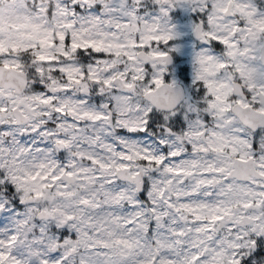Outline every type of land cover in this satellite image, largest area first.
I'll list each match as a JSON object with an SVG mask.
<instances>
[{
    "label": "snow or ice",
    "instance_id": "snow-or-ice-1",
    "mask_svg": "<svg viewBox=\"0 0 264 264\" xmlns=\"http://www.w3.org/2000/svg\"><path fill=\"white\" fill-rule=\"evenodd\" d=\"M101 7L95 4L91 9L96 14L95 22L103 18ZM74 8L79 11V5ZM125 15L139 19L142 25L140 42L132 47L174 43L183 38L187 28L197 38L208 37L218 42V48L222 45L227 50L225 55L231 58L235 72L247 83V94H264V0H212L211 4L208 0H137L136 8L126 10ZM236 16L241 19L220 24L225 17ZM21 19L26 21L28 17ZM197 19L204 23L189 25L190 20ZM214 24L219 25L218 32L223 35L204 30ZM11 27L31 29L18 31V35L36 39L41 45L54 42L39 34V25L21 23ZM2 34L0 28V54L7 51ZM57 35L65 39L62 33ZM87 43L97 52L123 47L115 41ZM10 46L13 51L17 48L16 43ZM72 46L79 47L75 43ZM180 50L177 44L172 53ZM205 52L207 49H201L194 59L201 63L214 59L203 55ZM243 57L249 62L244 63ZM143 58L167 63L170 54L152 49ZM4 67L14 65L5 61ZM216 67L224 68L226 64L220 61ZM152 82L157 87L161 84L158 78ZM205 85L212 96L209 108L216 109L214 115L223 122L215 130L197 127L189 135L187 152L167 147L155 152L131 146L117 152L100 135L88 137L90 143L99 145V151H81L77 143L79 130L69 138L58 137L55 143L68 151L69 159L64 164H41V170L26 177L39 181L35 198L49 201L38 210V228L33 231L40 235L22 241L16 231L2 230L0 224V264H264V156L257 159L249 151L257 149L258 142L264 147V124H257L251 132L250 143L246 136L220 131L232 123L223 115L233 111L227 97L235 89L221 84L218 87L224 91L218 93L208 81ZM40 103L47 104L48 100L41 99ZM235 103L238 109L234 119L246 127L249 121L264 119V108L259 105L242 100ZM149 116L150 128L160 120V114L151 112ZM92 119L107 117L101 113ZM175 124L184 127L179 117ZM146 132L147 128L136 134ZM81 160L87 164H81ZM45 190L50 195L45 196Z\"/></svg>",
    "mask_w": 264,
    "mask_h": 264
},
{
    "label": "clouds",
    "instance_id": "clouds-1",
    "mask_svg": "<svg viewBox=\"0 0 264 264\" xmlns=\"http://www.w3.org/2000/svg\"><path fill=\"white\" fill-rule=\"evenodd\" d=\"M95 4L102 6L103 18L99 22L94 21L96 14L91 11ZM75 5H79V11ZM136 6L137 0H0V28L7 48L0 54V224L2 230L16 231L22 241L40 235L33 231L38 228V210L49 203L35 198L39 181L32 182L26 177L41 170V164L50 161L64 164L69 159L68 151L57 147L58 137L69 138L79 130L77 143L81 151H99V145L90 143L88 137L100 135L117 152L128 146L155 152L165 147L180 148L187 152L189 135L197 127L215 130L223 122L214 115L216 109L209 108L212 96L205 81L218 93L224 91L218 87L221 84L235 89L227 97L233 111L223 115V119H232V123L220 131L230 136H246L250 143L251 132L257 124H264V119L249 121L246 127L234 119L236 100L264 108V94H247V83L235 72L231 58L225 55L227 50L222 45L216 46L218 42L208 37L201 40L186 28L183 38L174 43L152 42L151 48L132 47L140 42L142 25L139 19L126 16L125 11ZM25 16L26 21L21 19ZM240 19L225 17L220 24ZM21 23L39 25V34L54 42L41 45L36 39L21 38L18 31H32L11 27ZM194 23L204 22L189 21V25ZM218 27L214 24L204 30L218 32ZM58 33L65 39H59ZM98 40L115 41L123 47L97 52L87 42ZM12 43L17 44L15 51ZM73 43L79 47L74 48ZM177 44L181 50L173 54ZM152 49L168 51L169 62L144 60L143 54ZM201 49H207L203 55L214 59L197 62L194 57ZM38 56L48 59L40 60ZM241 59L249 62L248 57ZM5 61L14 67L5 68ZM220 61L226 67L218 69L216 64ZM155 78L161 81L159 87L152 82ZM125 84L132 87L125 88ZM41 99H47L48 103L41 104ZM57 108L62 111L57 112ZM151 112H158L160 120L149 128ZM101 113L107 119H92ZM176 117L183 122V128L175 124ZM145 128V134H136ZM122 140L127 143H121ZM249 151L257 159L264 156V147L259 142L257 149ZM81 164L86 165L87 161L81 160ZM47 195L50 192L45 190Z\"/></svg>",
    "mask_w": 264,
    "mask_h": 264
}]
</instances>
